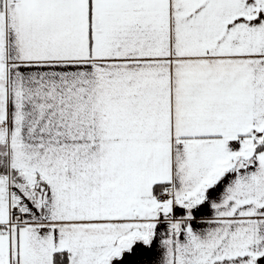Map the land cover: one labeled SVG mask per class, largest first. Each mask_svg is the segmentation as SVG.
<instances>
[{
  "label": "snow or ice",
  "instance_id": "snow-or-ice-1",
  "mask_svg": "<svg viewBox=\"0 0 264 264\" xmlns=\"http://www.w3.org/2000/svg\"><path fill=\"white\" fill-rule=\"evenodd\" d=\"M0 264H264V0H0Z\"/></svg>",
  "mask_w": 264,
  "mask_h": 264
}]
</instances>
